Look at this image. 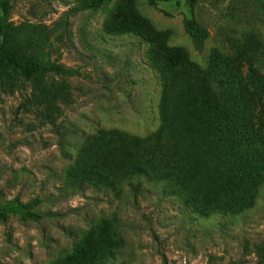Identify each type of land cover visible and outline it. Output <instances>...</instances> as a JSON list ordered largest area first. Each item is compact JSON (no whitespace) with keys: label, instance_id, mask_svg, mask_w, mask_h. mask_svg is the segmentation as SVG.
Returning a JSON list of instances; mask_svg holds the SVG:
<instances>
[{"label":"rangeland","instance_id":"obj_1","mask_svg":"<svg viewBox=\"0 0 264 264\" xmlns=\"http://www.w3.org/2000/svg\"><path fill=\"white\" fill-rule=\"evenodd\" d=\"M95 1L0 0V264H264V0ZM165 103L181 185H80Z\"/></svg>","mask_w":264,"mask_h":264},{"label":"trees","instance_id":"obj_2","mask_svg":"<svg viewBox=\"0 0 264 264\" xmlns=\"http://www.w3.org/2000/svg\"><path fill=\"white\" fill-rule=\"evenodd\" d=\"M101 3L102 0L94 2L95 5ZM31 72V69L26 70L28 76ZM189 89L187 88V90ZM246 90L243 89L244 96ZM260 100L263 101L262 96H260ZM251 101H255V97ZM51 102L53 101L50 98L41 103L50 106ZM171 113L172 115L165 103L161 128L146 137H135L115 131H101L95 135L86 149L87 156H83L85 157L84 166L80 167L75 174V177L80 175V185H92L104 190L118 189L119 192H123L127 184L136 189L139 185L136 180L142 178L148 180L174 179L181 185L187 175L182 163L187 160L183 159L184 157L176 146L165 142L168 134L172 132L174 135L181 133L183 140H188L190 137V127L188 126L190 115L181 114L182 120L175 110H171ZM176 118L181 122V125L176 123ZM193 164L194 161L191 165ZM100 245H96V251L103 250L104 247L97 248ZM163 264H169L167 257L163 258Z\"/></svg>","mask_w":264,"mask_h":264}]
</instances>
